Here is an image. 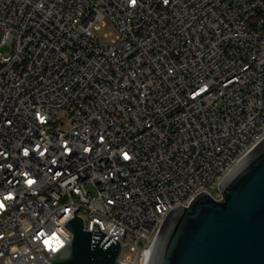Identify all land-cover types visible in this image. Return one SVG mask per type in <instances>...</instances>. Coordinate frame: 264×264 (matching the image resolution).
<instances>
[{"label":"built area","instance_id":"built-area-1","mask_svg":"<svg viewBox=\"0 0 264 264\" xmlns=\"http://www.w3.org/2000/svg\"><path fill=\"white\" fill-rule=\"evenodd\" d=\"M262 139L264 0H0V264H49L76 209L147 264Z\"/></svg>","mask_w":264,"mask_h":264},{"label":"water","instance_id":"water-1","mask_svg":"<svg viewBox=\"0 0 264 264\" xmlns=\"http://www.w3.org/2000/svg\"><path fill=\"white\" fill-rule=\"evenodd\" d=\"M217 189L218 199L201 193L168 214L147 264H264V139ZM76 210L64 224L70 241L48 263L121 264L119 242L94 222L85 231Z\"/></svg>","mask_w":264,"mask_h":264},{"label":"rangeland","instance_id":"rangeland-1","mask_svg":"<svg viewBox=\"0 0 264 264\" xmlns=\"http://www.w3.org/2000/svg\"><path fill=\"white\" fill-rule=\"evenodd\" d=\"M111 30L112 29H111L110 25L105 24V25H102V26L99 27V29L96 31V34L99 37H101L104 42L110 43L114 39V34H112V35H106V34L109 33V32H111ZM104 35H106V36H104ZM8 50H9L8 46H4V47L1 48V51L2 52L8 51ZM211 194L214 197H217L218 198L219 197V191H218V189L217 188L213 189L211 191Z\"/></svg>","mask_w":264,"mask_h":264},{"label":"snow or ice","instance_id":"snow-or-ice-1","mask_svg":"<svg viewBox=\"0 0 264 264\" xmlns=\"http://www.w3.org/2000/svg\"><path fill=\"white\" fill-rule=\"evenodd\" d=\"M133 2H134V0H133Z\"/></svg>","mask_w":264,"mask_h":264}]
</instances>
